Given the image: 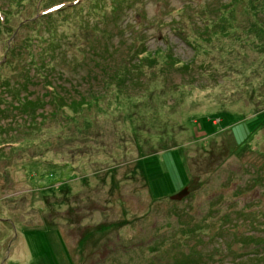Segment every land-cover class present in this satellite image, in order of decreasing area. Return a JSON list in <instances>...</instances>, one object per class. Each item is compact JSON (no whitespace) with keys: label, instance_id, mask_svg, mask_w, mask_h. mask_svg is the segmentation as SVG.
<instances>
[{"label":"rangeland","instance_id":"374dc122","mask_svg":"<svg viewBox=\"0 0 264 264\" xmlns=\"http://www.w3.org/2000/svg\"><path fill=\"white\" fill-rule=\"evenodd\" d=\"M247 2L0 0V264H264Z\"/></svg>","mask_w":264,"mask_h":264},{"label":"trees","instance_id":"16d2710c","mask_svg":"<svg viewBox=\"0 0 264 264\" xmlns=\"http://www.w3.org/2000/svg\"><path fill=\"white\" fill-rule=\"evenodd\" d=\"M40 1V6L41 5H44L43 3H44V0H39ZM252 1H253V3H252ZM248 0V5H249V7H247L246 8V11H247V14L249 15V17H252V19H255L256 17H257V14L259 13V9H256V6L257 5H261L262 3V7H264V0ZM230 6H232V5H228V6H224V8H226L227 9V7L228 8H230V9H228V11L227 12H230V13H232V8L233 7H230ZM61 7H59V6H53V9L51 10V12H47V13H42L41 15H39L38 17H36V16H33V18H32V20H30V19H27L26 20V24H28V23H34V22H37L38 20H40V18H44V17H48V16H50V15H55L57 12H60L62 9H60ZM115 8V7H114ZM113 8V9H114ZM59 9V10H58ZM210 22H211V20H208V19H206L205 21H204V26L205 27H208V26H210ZM0 27L3 29V30H8L9 32H10V35H12L13 34V32H14V29H13V27L11 26V21L9 20V17L7 16V12L5 11V10H2V9H0ZM12 28V29H11ZM9 39V38H8ZM142 53L144 54V53H146L147 54V51L146 50H144V51H142ZM137 54H139V53H137ZM141 54V53H140ZM5 56H7V54L5 53ZM7 59V58H6ZM177 64H178V62L177 63H175V65L177 66ZM32 67L33 68H35V69H38L39 68V65H38V63H34L33 65H32ZM37 76L41 79V80H45L46 79V77H45V74H43V73H38L37 72ZM42 85L44 86V88L47 90V92L48 93H51L52 95H53V97H51V101L59 108V109H61V110H65V109H67L68 107H70L71 106V104L70 103H68L66 100H63V98H62V96H60V93L57 91V88H55V86L50 82V81H46V82H43L42 83ZM51 95V96H52ZM16 96V95H15ZM59 101H60V103H59ZM82 105H84V103H82V104H79V107H81ZM221 113V115H223L225 112H220ZM149 115H151V112H149L148 113ZM228 114V113H227ZM205 124H209V123H205ZM7 143H11V144H9V145H11V146H18V142H7ZM13 143V144H12ZM3 144V143H2ZM0 148H1V146H0ZM190 180V179H189ZM34 232V231H37V230H30V232ZM64 246V245H63ZM63 248H65V246L63 247ZM64 251H66L65 249H64ZM45 258L47 259V263L48 264H50L49 263V261H48V256H47V254H45ZM45 262V263H46ZM54 264H57V262H55Z\"/></svg>","mask_w":264,"mask_h":264},{"label":"water","instance_id":"95a60500","mask_svg":"<svg viewBox=\"0 0 264 264\" xmlns=\"http://www.w3.org/2000/svg\"><path fill=\"white\" fill-rule=\"evenodd\" d=\"M188 193L187 189L184 188L183 190L179 191L178 193L171 196L172 200H181L184 196Z\"/></svg>","mask_w":264,"mask_h":264}]
</instances>
